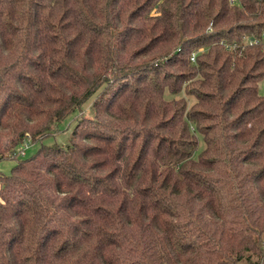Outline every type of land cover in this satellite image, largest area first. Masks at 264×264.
Instances as JSON below:
<instances>
[{
    "label": "trees",
    "instance_id": "trees-1",
    "mask_svg": "<svg viewBox=\"0 0 264 264\" xmlns=\"http://www.w3.org/2000/svg\"><path fill=\"white\" fill-rule=\"evenodd\" d=\"M262 31L264 0H0V264L262 262Z\"/></svg>",
    "mask_w": 264,
    "mask_h": 264
},
{
    "label": "rangeland",
    "instance_id": "rangeland-1",
    "mask_svg": "<svg viewBox=\"0 0 264 264\" xmlns=\"http://www.w3.org/2000/svg\"><path fill=\"white\" fill-rule=\"evenodd\" d=\"M260 90H264V83H261ZM180 93H183L182 91ZM94 97V94L90 95L79 108H75L74 110L70 111L60 122L59 127L56 132L48 134L43 137L42 140L31 141L30 137L27 135L24 142H28V146H26L24 153L20 154V157H26L32 155L38 147L40 146L41 142L44 143H52L54 141L60 142L62 144H67L69 140V135L71 128L75 122V120L81 116H91L92 115V106L91 101ZM188 99V103L193 101V97L190 95H186ZM200 145L202 142L200 141ZM15 158L13 157H3L0 158V170L4 173H9L11 170L12 165L15 163ZM1 186V182H0ZM240 264L243 263L242 261L239 262ZM258 264H264V259L262 262Z\"/></svg>",
    "mask_w": 264,
    "mask_h": 264
},
{
    "label": "built area",
    "instance_id": "built-area-1",
    "mask_svg": "<svg viewBox=\"0 0 264 264\" xmlns=\"http://www.w3.org/2000/svg\"><path fill=\"white\" fill-rule=\"evenodd\" d=\"M242 42L243 43H247V44H251V43H255V42H260L262 44V46L264 47V31L261 32L260 35H248L245 34L242 36ZM225 46L228 48H232L234 46H236V43L230 42V43H225ZM191 58H193V53L191 55ZM26 146H28V142H24L21 144L19 152L24 153Z\"/></svg>",
    "mask_w": 264,
    "mask_h": 264
}]
</instances>
